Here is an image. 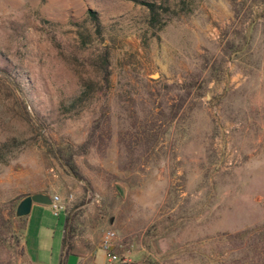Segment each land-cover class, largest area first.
I'll use <instances>...</instances> for the list:
<instances>
[{"label":"rangeland","instance_id":"obj_1","mask_svg":"<svg viewBox=\"0 0 264 264\" xmlns=\"http://www.w3.org/2000/svg\"><path fill=\"white\" fill-rule=\"evenodd\" d=\"M35 193L64 210L16 264H59L65 218L100 264L107 230L129 262L264 264V0H0V218Z\"/></svg>","mask_w":264,"mask_h":264},{"label":"trees","instance_id":"obj_2","mask_svg":"<svg viewBox=\"0 0 264 264\" xmlns=\"http://www.w3.org/2000/svg\"><path fill=\"white\" fill-rule=\"evenodd\" d=\"M141 4L144 5L149 11L150 17H149L148 23L150 26H155V24L158 22V17L160 16L159 12H161V10L162 12H166V10L164 11L161 6L156 5L155 3L142 2ZM90 14L92 16V20L98 23V19L96 18L95 13L90 12ZM98 25L99 24H97V26ZM95 66H98V68L101 69L103 73L104 81L107 82L109 79L110 73L107 69L108 68V56L106 52H104L103 55L101 56L99 63H95ZM85 89L86 90L82 92V97L88 96V91L91 90V87L90 86L85 87ZM17 90L18 91L22 90V87H20L18 84H17ZM64 166L67 167V169H65L67 172H69L76 178L80 177L76 170L75 165L68 162ZM18 204L15 206H12L7 220L3 221V218L2 217L0 218L1 222H3V226L5 230L4 234L0 235V247L8 255L9 264H16L18 258L24 256V253H25L24 239H25V232H26V227H27V217L28 216H24V217L16 216V208ZM4 210H7V206L6 205L0 206V214ZM67 221L68 219L65 218L64 232H63V238H62V250H63L64 255H67L72 249V244L70 243L71 235H70V232L67 230V226H68ZM242 235L246 236L247 233H243ZM144 247L146 248L147 254H150L152 252L151 251L152 246H150V244H144ZM120 259H121L120 263L123 262L122 258ZM131 263L140 264L139 261L131 262ZM141 263L142 264H157L156 261H153L150 257L149 258L147 257Z\"/></svg>","mask_w":264,"mask_h":264},{"label":"water","instance_id":"obj_3","mask_svg":"<svg viewBox=\"0 0 264 264\" xmlns=\"http://www.w3.org/2000/svg\"><path fill=\"white\" fill-rule=\"evenodd\" d=\"M119 195L121 198L125 197V187L122 186L121 184H116L115 185ZM36 205H43V206H50L51 205V198L49 195L46 194H41V193H35L29 196L24 197L20 203L18 204L16 208V216L17 217H24L28 216L32 206ZM112 220H110L111 222ZM118 264H136V263H126V262H121Z\"/></svg>","mask_w":264,"mask_h":264},{"label":"built area","instance_id":"obj_4","mask_svg":"<svg viewBox=\"0 0 264 264\" xmlns=\"http://www.w3.org/2000/svg\"><path fill=\"white\" fill-rule=\"evenodd\" d=\"M51 205L48 206L51 211L54 214H58L60 212H63L64 210V205L62 203V200L58 196H51ZM116 235L113 231L107 230L102 238L101 241V249L107 254V264H118L120 263V258L116 256L115 254H111V251L114 246V241H115ZM123 262L127 263V260L122 259Z\"/></svg>","mask_w":264,"mask_h":264},{"label":"crops","instance_id":"obj_5","mask_svg":"<svg viewBox=\"0 0 264 264\" xmlns=\"http://www.w3.org/2000/svg\"><path fill=\"white\" fill-rule=\"evenodd\" d=\"M43 206V205H41ZM47 207V206H45ZM50 209V208H49ZM35 210L34 208V205L32 206L31 208V217H32V213L33 211ZM30 216L28 215L27 217V224L28 222L30 221ZM70 257V258H74V261L70 258H67V257ZM90 254L87 250L79 247V246H73L71 251L67 254V255H64L63 253V250H62V255H61V260L59 261V264H65V263H75V264H100L96 261V257H95V253H94V256L90 259ZM72 260V261H71ZM103 262L101 264H107V257H105L103 260ZM127 263H131L129 261H127Z\"/></svg>","mask_w":264,"mask_h":264}]
</instances>
